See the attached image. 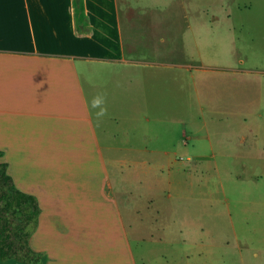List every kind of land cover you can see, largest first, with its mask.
<instances>
[{"label":"crops","instance_id":"0c3cea01","mask_svg":"<svg viewBox=\"0 0 264 264\" xmlns=\"http://www.w3.org/2000/svg\"><path fill=\"white\" fill-rule=\"evenodd\" d=\"M153 5L0 0V163L15 188L37 200L28 244L41 254L40 264H138L126 217L134 206L129 179L113 181L103 151L168 155L154 130L108 127L126 115L150 123L145 115H160L161 95L162 115H169L175 20L140 15ZM159 53L162 63L139 59ZM94 115H106L102 140ZM134 140L139 147H129ZM140 161L119 157L115 166H150Z\"/></svg>","mask_w":264,"mask_h":264},{"label":"rangeland","instance_id":"374dc122","mask_svg":"<svg viewBox=\"0 0 264 264\" xmlns=\"http://www.w3.org/2000/svg\"><path fill=\"white\" fill-rule=\"evenodd\" d=\"M138 1L154 4L140 15L175 20L176 68L169 115L161 95L150 123L126 115L108 125L154 130L168 152L103 151L113 181L129 179L133 256L138 264H264V0ZM161 55L139 59L162 63ZM105 116L94 115L101 140ZM119 157L150 166L116 167Z\"/></svg>","mask_w":264,"mask_h":264},{"label":"trees","instance_id":"16d2710c","mask_svg":"<svg viewBox=\"0 0 264 264\" xmlns=\"http://www.w3.org/2000/svg\"><path fill=\"white\" fill-rule=\"evenodd\" d=\"M0 163V261L40 264L41 254L29 247L40 209L35 197L20 192Z\"/></svg>","mask_w":264,"mask_h":264}]
</instances>
